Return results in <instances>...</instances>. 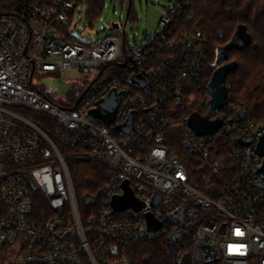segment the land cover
I'll return each instance as SVG.
<instances>
[{"label": "built area", "instance_id": "2783aa9c", "mask_svg": "<svg viewBox=\"0 0 264 264\" xmlns=\"http://www.w3.org/2000/svg\"><path fill=\"white\" fill-rule=\"evenodd\" d=\"M95 1L0 0V264H132L127 245L155 238L167 240L175 264H264V174L257 157L248 162L264 122L251 121L247 109L232 101L227 82L226 106L204 116L222 121L216 133L196 136L188 126L191 116L186 119L181 148L185 159L203 163L201 189L167 144L164 104L192 107L191 86L208 93L205 75L221 66L219 49L210 62V41L202 33L173 37L174 22L188 14L190 0H171L155 31L135 37L136 45L126 36L132 2L124 25L102 27L117 34L99 42L87 36L86 28L93 27L88 3ZM78 12L80 19L86 15L81 38L70 30ZM158 50L171 55L158 62ZM69 70L94 76L69 95V106L33 86L43 74L63 75L67 82ZM136 76L145 80L143 89L135 87ZM113 91L125 96L106 126L91 113ZM19 110L50 119L66 146L108 166V187L91 205L96 211L81 213L66 158ZM132 114L133 133L122 146L127 134L117 128ZM225 147L239 162L233 177L216 158ZM126 184L141 208L115 211L112 202L126 194ZM37 198L50 214L38 212ZM183 209L181 222L175 215ZM150 215L161 224L154 236ZM177 234L182 238L172 241Z\"/></svg>", "mask_w": 264, "mask_h": 264}, {"label": "trees", "instance_id": "16d2710c", "mask_svg": "<svg viewBox=\"0 0 264 264\" xmlns=\"http://www.w3.org/2000/svg\"><path fill=\"white\" fill-rule=\"evenodd\" d=\"M124 4L126 0H117ZM132 2V0H130ZM105 0H96L88 3L87 17L92 23L96 21L103 10ZM135 19L132 10L129 21ZM173 37L178 40L184 33H202L210 41V62L214 61V51L229 45L239 28H244L250 42L243 48L229 53L226 63L237 64L236 70L229 74L227 85L232 101L247 109L251 121L259 124L264 122V0H190L188 14L175 20ZM158 54V55H157ZM171 55V51L156 52V60L164 61ZM222 63V65L226 64ZM120 68V67H119ZM123 74L126 73L124 69ZM213 77L211 72L205 75V84ZM191 93L195 96L192 107L178 106L173 102L164 104V116L169 123L167 144L174 154L184 159L190 174L191 184L197 188L204 187L202 177L203 163L198 157L185 159L182 152L186 119L193 114L204 117L208 115L207 103L209 94L205 87L191 86ZM75 90L71 92V96ZM26 116L33 118L39 127L59 147L66 158L70 169L77 199L82 214L96 211L94 206L85 202L86 196L93 197L96 201L102 196L109 184L111 170L102 162L80 157L77 149L66 146L56 130L53 121L41 116L30 115L19 110ZM224 156L216 157L226 163L227 173L230 177L236 174L238 161L228 151L223 149ZM225 177V175L223 176ZM222 177V179H223ZM39 213L50 214V208L40 198H37ZM86 235H89L87 228ZM192 241V240H191ZM192 244L194 241L191 242ZM127 253L132 264H175V259L168 250V242L164 238L146 239L127 245Z\"/></svg>", "mask_w": 264, "mask_h": 264}, {"label": "water", "instance_id": "95a60500", "mask_svg": "<svg viewBox=\"0 0 264 264\" xmlns=\"http://www.w3.org/2000/svg\"><path fill=\"white\" fill-rule=\"evenodd\" d=\"M131 3L127 10L126 20L130 12ZM114 27H117L114 24ZM250 42V39L246 33L244 28H239L237 34L231 41L229 45L226 47L219 49L217 64L221 65L213 74L212 80L208 86V94L211 99L207 103V110L212 113H218L221 111L227 104L228 99V89L226 87V82L229 74L233 73L237 64L234 62L226 63L229 60V53L233 50L243 48ZM222 63H226L222 65ZM134 85L137 89H143L145 85V80L141 76H136L134 78ZM125 94H117L115 91L109 94V96L102 100L99 103V107L97 110L93 111L91 115L94 118H98L103 121L106 126H110L114 123L117 111L120 107L121 101L124 98ZM104 110L106 114H102L101 111ZM245 116L244 113L241 114V119ZM135 118V114H132L128 122L122 126L117 128L119 131L127 134L125 141L122 143V146H126L129 140V136L133 133V120ZM188 126L191 128L196 136H208L216 133L222 126V121L217 120L214 122H210L208 117H202L199 114H193L188 120ZM244 146H250L251 144L242 143ZM257 157V160L261 162V168L259 169V173L264 174V135L258 142L255 148H252L249 152L248 162L251 163L252 159ZM126 186V194L123 197L115 198L112 202V207L115 211H124L128 208H134L135 210H139L141 208V204L134 198L131 191ZM94 198L91 196L85 197V202L87 205L91 206L94 203ZM158 201L155 203L157 204ZM184 209L178 212L175 215V218L181 222L184 221L183 215ZM197 215L193 216V219H196ZM149 220V231L151 236H154L158 230L161 229V224L154 220V218L150 215L148 217ZM182 238L181 234L175 235L171 240H179Z\"/></svg>", "mask_w": 264, "mask_h": 264}, {"label": "rangeland", "instance_id": "374dc122", "mask_svg": "<svg viewBox=\"0 0 264 264\" xmlns=\"http://www.w3.org/2000/svg\"><path fill=\"white\" fill-rule=\"evenodd\" d=\"M130 0H126L122 4L117 0H105V4L99 17L93 23V27H87L86 31L88 37L91 36L99 42L108 35L117 34L116 30L103 31V25L108 27L112 22H120L124 25L129 7ZM171 0H132L133 13L135 19L128 21L126 25V36L130 45H136V40H141L146 32L152 33L158 27L161 16L165 8L169 7ZM86 22V15L80 19V12L77 13L74 25L70 28L76 38L84 36V24ZM74 26H78L75 28ZM79 27L81 29H79ZM83 35V36H82ZM64 76H50V75H36L33 81V86L38 90L49 94L52 98L57 100L63 106H69L67 98L73 90L79 86H85L94 78L93 74L87 72H78L69 70L65 77L67 82H63Z\"/></svg>", "mask_w": 264, "mask_h": 264}]
</instances>
